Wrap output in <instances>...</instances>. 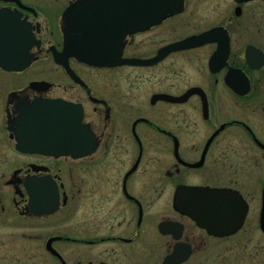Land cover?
Returning a JSON list of instances; mask_svg holds the SVG:
<instances>
[{"label":"flooded vegetation","instance_id":"1","mask_svg":"<svg viewBox=\"0 0 264 264\" xmlns=\"http://www.w3.org/2000/svg\"><path fill=\"white\" fill-rule=\"evenodd\" d=\"M140 2L0 0V264H264V0ZM90 39L106 63L75 55ZM43 102L94 138L27 136ZM182 186L244 219L229 194L202 226Z\"/></svg>","mask_w":264,"mask_h":264},{"label":"water","instance_id":"2","mask_svg":"<svg viewBox=\"0 0 264 264\" xmlns=\"http://www.w3.org/2000/svg\"><path fill=\"white\" fill-rule=\"evenodd\" d=\"M141 0H136V9L144 10L147 6L145 2H140ZM144 1V0H142ZM146 24H142L141 20H137L136 28L139 29L144 27ZM189 42V44H187ZM191 40H184L182 42L176 43L169 47V49H177L186 46H191ZM101 40L99 39H90L87 41V53L85 52V42H78L77 51L75 55L79 58H82L89 64L92 65H101L106 63V56H102L101 53ZM119 61L116 63L119 64H144L146 62L138 60V59H123L122 58V49L124 47V41L121 38L119 41ZM187 44V45H186ZM29 63V59H27L26 64ZM193 91V90H192ZM166 99H170L173 101H180L181 98L166 96ZM56 109V110H55ZM76 111V107L71 104H61V105H53L48 102L37 103L35 105V110L33 114H38L33 118L29 119L30 130L26 133L30 138H41L44 142L42 145H45L49 149H53L63 144L64 138L69 134V128L71 129V136L75 139L76 135H79L78 128L83 132L87 133L89 142L94 135L91 131L90 126L81 125L80 119L76 122H72L69 127L66 120L61 116L63 114H71ZM54 115L58 114L56 117ZM65 120V121H64ZM66 124V125H65ZM28 147H33L39 145L38 142H30L29 145L25 144ZM91 148L90 151H93L96 147V143H89ZM51 151V150H50ZM178 197L175 199V205L179 209H186L189 214H191L199 223L204 227H210L212 222L207 219L208 213L207 210H210L212 213L217 215H223L224 204L228 199V195L231 194V210L232 216L235 217L236 214L242 212V217L247 212L248 206L246 202L242 201L241 195L238 192L231 191L225 188H212L208 186H182L180 187ZM179 196H182L179 198ZM235 231V230H234Z\"/></svg>","mask_w":264,"mask_h":264},{"label":"rangeland","instance_id":"3","mask_svg":"<svg viewBox=\"0 0 264 264\" xmlns=\"http://www.w3.org/2000/svg\"><path fill=\"white\" fill-rule=\"evenodd\" d=\"M139 71H137V70H132V71H129V72H125V74H127V75H129L131 78H135V76H137V73H138ZM138 74H141L142 75V73L140 72V73H138ZM24 256H26L28 253H30L31 254V249H25L24 250ZM27 253V254H26ZM29 254V255H30Z\"/></svg>","mask_w":264,"mask_h":264}]
</instances>
